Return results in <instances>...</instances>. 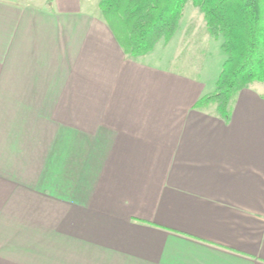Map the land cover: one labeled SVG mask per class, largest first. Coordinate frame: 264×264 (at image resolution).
<instances>
[{"label": "crops", "instance_id": "crops-1", "mask_svg": "<svg viewBox=\"0 0 264 264\" xmlns=\"http://www.w3.org/2000/svg\"><path fill=\"white\" fill-rule=\"evenodd\" d=\"M89 5L0 0V264H264V89L195 108Z\"/></svg>", "mask_w": 264, "mask_h": 264}, {"label": "trees", "instance_id": "trees-1", "mask_svg": "<svg viewBox=\"0 0 264 264\" xmlns=\"http://www.w3.org/2000/svg\"><path fill=\"white\" fill-rule=\"evenodd\" d=\"M188 1L200 9L226 55L214 91L194 107L213 106L229 120L238 93L264 82V0H99V10L125 53L137 58L173 38Z\"/></svg>", "mask_w": 264, "mask_h": 264}, {"label": "rangeland", "instance_id": "rangeland-1", "mask_svg": "<svg viewBox=\"0 0 264 264\" xmlns=\"http://www.w3.org/2000/svg\"><path fill=\"white\" fill-rule=\"evenodd\" d=\"M91 3L90 9L99 12V0H85ZM157 60L148 55L146 60L181 71L204 81L207 91L216 87V81L225 60V53L221 48V39L214 37L208 31L206 21L200 9L191 1L185 5L184 15L180 26L173 38L165 43L159 41L154 48ZM258 89H264V82H255Z\"/></svg>", "mask_w": 264, "mask_h": 264}]
</instances>
